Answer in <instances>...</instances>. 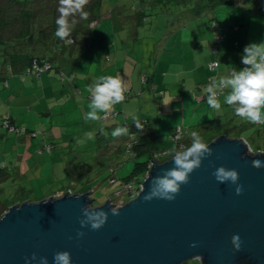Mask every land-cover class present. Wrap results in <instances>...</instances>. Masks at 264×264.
Listing matches in <instances>:
<instances>
[{
  "label": "crops",
  "instance_id": "1",
  "mask_svg": "<svg viewBox=\"0 0 264 264\" xmlns=\"http://www.w3.org/2000/svg\"><path fill=\"white\" fill-rule=\"evenodd\" d=\"M145 1L141 0V7ZM154 1L156 12L139 13L130 20L133 28L123 19L116 25L115 13H104L103 5L99 19L80 21L81 32L73 50L80 60L69 79L63 80L57 69L41 76L24 75L16 69L8 76L7 85H0V195L9 190L13 199L25 197L17 200L22 202L90 191L80 189L82 175H78L72 158L86 138L97 142L109 137L108 143L115 139L127 150L133 144L131 154L140 152L148 142H160L157 153L167 151L172 156L173 147L180 149L172 139L178 126L188 146L190 133L207 123L212 124L198 131L204 141L226 135L249 144L250 139L255 141L256 132L264 134V125L236 117L223 96L221 109H211L204 92L210 78L226 76L233 67H245L241 57L247 45L264 42V0H228L223 4L213 0ZM125 13L119 12L120 17ZM108 15L114 23L102 22ZM141 31L144 36H140ZM218 35L223 36L219 42ZM93 42L100 44L97 54L93 53ZM212 61L219 62L215 69L210 68ZM62 65L70 72L64 59ZM109 75L122 77L129 96L114 106L116 117L86 121L88 86ZM133 117L142 131L136 128ZM5 118L15 126H4ZM118 126L128 127L130 134L114 138L111 133ZM249 126L254 128L246 137L243 132ZM48 145H52L50 151L46 150ZM121 148L117 144V154ZM257 149L264 152L262 144L258 143Z\"/></svg>",
  "mask_w": 264,
  "mask_h": 264
},
{
  "label": "water",
  "instance_id": "2",
  "mask_svg": "<svg viewBox=\"0 0 264 264\" xmlns=\"http://www.w3.org/2000/svg\"><path fill=\"white\" fill-rule=\"evenodd\" d=\"M213 155L180 187L175 200L145 201L151 180L174 167L172 158L154 159L139 194L121 206L108 199L93 205L92 191L66 192L39 201L11 205L0 216V264H28L33 253L47 257L59 251L71 254V264H264V152H253L242 138L221 135L207 143ZM236 170L243 193L235 185L218 183L219 167ZM105 211L108 219L99 230L81 228L82 209ZM111 208L119 210L112 215ZM85 235L77 238V232ZM238 234L240 251L231 237ZM193 245H195L193 247ZM39 264V261H31Z\"/></svg>",
  "mask_w": 264,
  "mask_h": 264
},
{
  "label": "clouds",
  "instance_id": "3",
  "mask_svg": "<svg viewBox=\"0 0 264 264\" xmlns=\"http://www.w3.org/2000/svg\"><path fill=\"white\" fill-rule=\"evenodd\" d=\"M89 0H59V16L55 23L57 29L55 36L60 40H66L72 34V30L78 23L77 15L81 20H87L89 13L85 11ZM71 17V20L69 19ZM245 67L242 70H233L226 76L212 77L204 88L207 105L216 111L221 109L220 97L223 96L224 104L234 110V115L252 125H264V42L259 44L250 43L244 48L241 57ZM90 94L89 111L85 115L86 121H100L99 113L109 114L116 104L125 100V93L128 91L126 82L121 76H101L88 86ZM138 130H143L133 117ZM101 133L103 129L101 128ZM128 127H116L111 135L114 138L128 136ZM174 167L166 170L162 176L151 180L150 191L144 196L145 201L154 198L168 201L175 200L180 192V187L189 182L190 174L201 166L202 160L213 155L210 146L204 142L197 131L191 132L190 146L171 149ZM255 169L264 168V162L253 160ZM215 180L220 183L230 182L235 185L233 194L240 196L243 193V186L238 184V173L236 170H228L221 166L213 172ZM83 219L79 221L81 228L90 226L91 230H99L108 219L105 211H90L89 206L82 209ZM112 215H118L119 210L111 208ZM84 232L78 231L77 238H82ZM231 244L234 251H240L242 241L238 234L231 237ZM195 245H193L194 247ZM28 264L31 261H39V264H48L47 257H38L35 253L30 258L25 257ZM53 264H71V254L67 251H59L53 255Z\"/></svg>",
  "mask_w": 264,
  "mask_h": 264
},
{
  "label": "trees",
  "instance_id": "4",
  "mask_svg": "<svg viewBox=\"0 0 264 264\" xmlns=\"http://www.w3.org/2000/svg\"><path fill=\"white\" fill-rule=\"evenodd\" d=\"M213 1L215 4L228 2V0ZM101 2L102 0L94 1V3L87 8L89 23L94 19L100 18ZM55 3L56 0H0L1 84L7 83L8 76H11L16 69H20L23 73L26 72L27 68L35 59L45 60L51 63L52 70H60V75L63 80L68 79L70 77L68 75L73 74L76 62L80 60V58L74 57L73 50L77 44V37L81 31L78 26L76 29L72 30L71 36L66 40H60L55 36V31L57 29L55 21L58 18ZM85 29H87V27ZM66 52L68 55H65ZM63 59L65 60L66 66L70 68V72L68 73L64 71L65 69H62ZM4 121L9 122L10 125L8 128L15 126L9 118L3 120V125ZM199 130L202 131L201 129ZM199 130H197V132ZM214 138L212 137L205 140V143H209ZM147 144V146L144 145L145 148H141V151L135 154L136 156L145 154L147 155V160L136 163L129 180L134 179L136 181H141L148 171V165L151 160L154 159L157 152L151 153L150 151L152 150H150V146H152V144H149V142ZM171 157L172 156L169 158ZM13 203L21 202L17 201ZM92 204L94 205V203ZM10 205L11 204L8 206L4 205L6 208L1 212L0 216Z\"/></svg>",
  "mask_w": 264,
  "mask_h": 264
},
{
  "label": "rangeland",
  "instance_id": "5",
  "mask_svg": "<svg viewBox=\"0 0 264 264\" xmlns=\"http://www.w3.org/2000/svg\"><path fill=\"white\" fill-rule=\"evenodd\" d=\"M94 1L96 2L98 0H89L88 5H86L85 7V11H87V8H89L90 5L94 3ZM198 1L201 2L204 0H198ZM140 2L141 0L137 2L135 0H102L101 2L103 5L102 11L104 13H108L111 15L113 11L115 13L113 18L115 20L116 25H118L119 22H121L120 20L122 19L128 21L127 23L131 25L130 20L136 17L139 13L147 14V10L148 12L152 14L156 12L157 4L154 0H146L145 3H143L144 4L143 7H141ZM55 4H56V11L58 12L57 9L59 7V0H56ZM219 8L220 6L216 7V9H219ZM124 11L127 12L124 14L125 17H120L119 12H124ZM258 14L263 15L260 12V10H258ZM58 16H59V12H58ZM152 17H155V15H152ZM76 18L78 20V23L75 25L73 30L76 29L80 25L81 19H79L78 15ZM69 19L71 20V17ZM114 20H111L110 15H108V17L106 18H102V22L104 21V24L106 21L108 23L110 22L114 23ZM131 28H133L132 25H131ZM140 36H144L142 31L140 33ZM148 39L149 38H147V40ZM92 47H93V53H96L98 50L101 49L100 44L98 42H93ZM242 66L244 67L245 65L242 64ZM228 70L231 71L233 70V68L228 69ZM52 71L54 72L55 70H52ZM211 124L212 123H207L204 127H200V129L204 130L206 126L207 128H209ZM253 128L254 127L249 126L248 129H246L243 132L244 136L249 137L252 134ZM260 128L261 126H259V129ZM255 136H256L255 141H252L251 139L248 141L250 148L253 152L258 151L257 149L258 143L264 146V134L263 133L258 134V132H256ZM107 138L109 140V137ZM107 138L101 137V140L100 141L98 140L99 141L98 144H97L98 141L95 142L94 139L86 138L82 146L80 148H76L77 154H74V156L72 157L73 164H75V169L77 170L78 175L80 177L82 175L81 183H84V185H80V186H83L80 189L84 188L83 190H90V191L94 190V193L92 195V198H95L94 204L96 203L103 204L108 199L115 198L114 193L122 188L123 186L122 183L130 179V176L132 175L134 171L136 163L142 162L145 159H147V156L145 154H141V156H136V155L133 156L131 154V151H133L132 148H130L131 151L127 150L125 144L117 143V140L115 139H111V141L113 140V142L108 143ZM117 144L122 146L121 152L119 154H117V151H116ZM159 145H160V142H158V145L154 144L150 146V150H152L153 152L160 151L161 148ZM91 149H93V151ZM112 169H115V172L112 173ZM112 177L117 178V181L112 183L110 180V178ZM5 192H6L5 194L0 195L1 196L0 197V214L6 208L4 205H7V206L9 204L13 205L15 204L13 202H16L17 200H22L23 198H25V197H16L13 199V197L9 196V195H12L9 190H5ZM29 198H37V197H29ZM31 201H39V200L32 199ZM183 264H201V262L198 259H195V260H189L188 262L183 263Z\"/></svg>",
  "mask_w": 264,
  "mask_h": 264
},
{
  "label": "built area",
  "instance_id": "6",
  "mask_svg": "<svg viewBox=\"0 0 264 264\" xmlns=\"http://www.w3.org/2000/svg\"><path fill=\"white\" fill-rule=\"evenodd\" d=\"M222 39H223L222 35L217 36V42L221 41ZM212 51L215 52V49H212ZM209 65H210L211 69H215L219 65V62L218 61H212L209 63ZM51 70H52L51 63H49L48 61H45V60L35 59L34 61H32L31 65L27 68L26 72H24V75L25 74H33L35 76H41L44 73L49 72ZM23 79H25V77H23ZM210 80H211V78H210ZM0 84H1V82H0ZM4 84L7 85V83H4ZM129 92L130 91L128 90L125 93V99L128 98ZM116 116H117V112L112 111L111 113H109L107 115L103 113L102 119L108 120V119L116 117ZM9 125L10 124L8 121H4V126L9 127ZM190 136H191V133H190ZM183 137H184V133H183L182 127H180V126L176 127V129L172 135V139L178 143L180 149L188 146V143L183 142ZM132 145L133 144L128 145V150H130V148H132ZM51 149H52V145H48L46 147V150H48V151H50ZM135 154H136V152L134 150L132 155L135 156ZM169 157H170L169 152L163 151V152L156 153V155L154 156V159H157L160 162H163L165 160L170 159ZM153 160H151V162L149 163L148 171L145 173L144 178L141 181H136L134 179H131V180H128V181H125L124 183H122L123 184L122 188L114 193L115 198H110V199H112V202L116 206H121V205L125 204L126 202L135 198L139 194V192L141 191V188H142L143 181L148 176L149 170L152 167V164H153L152 161ZM113 172H115V169H112V173ZM110 180L112 183H114L117 181V178L112 177V178H110Z\"/></svg>",
  "mask_w": 264,
  "mask_h": 264
},
{
  "label": "flooded vegetation",
  "instance_id": "7",
  "mask_svg": "<svg viewBox=\"0 0 264 264\" xmlns=\"http://www.w3.org/2000/svg\"><path fill=\"white\" fill-rule=\"evenodd\" d=\"M112 200V199H111ZM113 203V202H112ZM114 204V203H113Z\"/></svg>",
  "mask_w": 264,
  "mask_h": 264
}]
</instances>
